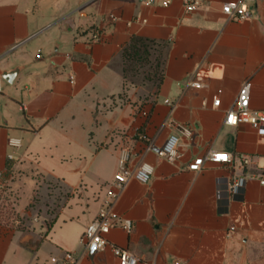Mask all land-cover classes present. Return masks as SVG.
Returning a JSON list of instances; mask_svg holds the SVG:
<instances>
[{"label":"crops","instance_id":"0c3cea01","mask_svg":"<svg viewBox=\"0 0 264 264\" xmlns=\"http://www.w3.org/2000/svg\"><path fill=\"white\" fill-rule=\"evenodd\" d=\"M146 1L0 0V172L28 179L33 169L59 184L63 199L48 234L0 226V264H120L114 247L138 264H264V187L254 179L264 172V137L247 125L223 124L247 81L251 109L264 112V0L242 21L223 13L237 0H201L191 13L183 0L167 7L166 0ZM134 37L167 46L164 80L145 104L123 77L122 51ZM167 101L178 102L174 119L193 130L183 158L170 164L144 157L154 168L149 183L131 181L115 207L132 232L114 228L109 245L87 256L81 237L122 150L142 151L139 131L158 147L173 134L161 130ZM10 139L22 147L10 148ZM209 150L231 155V164L189 171ZM225 178L247 180L243 200L240 189L224 192Z\"/></svg>","mask_w":264,"mask_h":264},{"label":"built area","instance_id":"2783aa9c","mask_svg":"<svg viewBox=\"0 0 264 264\" xmlns=\"http://www.w3.org/2000/svg\"><path fill=\"white\" fill-rule=\"evenodd\" d=\"M257 0H237L224 5L223 13L230 21H242L251 18V11ZM148 5H152L151 0H147ZM171 4V0H166L163 6L167 7ZM184 8L187 12L191 13L196 11L200 5L201 0H183ZM110 21H116L114 15L109 16ZM144 23L146 21H143ZM93 42L99 40L97 32L93 34ZM40 58V57H39ZM69 81L74 84L75 77L70 76ZM200 84L190 83L189 86L197 87ZM252 83L245 82L234 101L231 108L226 112L224 119L225 127H238L239 125H247L254 129L259 137H264V112L253 111L250 107ZM170 107V113L161 125L162 129H170L173 134L169 137L167 142L162 147L155 145L152 140L144 131L137 132L135 141L143 146L142 151L133 154L132 151L122 150L121 158L119 161V170L115 175L114 181L110 184L106 191L104 202L99 210L97 217L87 226L82 237L81 243L85 246V253L89 257H94L99 252L103 251L108 245L107 237L111 231L116 227H121L128 233L132 232L133 224L131 221L121 220L116 212V203L122 193L127 189L131 181H138L142 184L149 183L154 168L144 161V157L152 154L159 159L165 160L170 164H176L183 158L182 150L187 146V141L193 138V130L186 126L179 124L173 117L174 110L178 102H166ZM220 100L213 103V106L220 107ZM144 117L148 113H143ZM8 146L14 150H19L22 147L21 141L18 139H10ZM8 161H13L14 156L9 155ZM232 162L231 155L227 153L209 150L202 157L194 159L188 165V170L193 173L201 172L206 163L216 165H229ZM243 166L249 164V159L245 156L241 157ZM258 183L264 187V172L254 178ZM224 192L226 194L233 193L240 189V200L244 199L246 179H223ZM9 179L5 177L3 172H0V194H2L6 187H8ZM229 232H235V228L231 227ZM113 254L119 260L120 264H138L137 257L128 250L113 248ZM71 259V256L68 257Z\"/></svg>","mask_w":264,"mask_h":264},{"label":"rangeland","instance_id":"374dc122","mask_svg":"<svg viewBox=\"0 0 264 264\" xmlns=\"http://www.w3.org/2000/svg\"><path fill=\"white\" fill-rule=\"evenodd\" d=\"M141 78V77H140ZM136 82V93H140L141 104L151 101L154 88ZM134 93V92H133ZM145 98V99H144ZM144 99V100H142ZM28 179L9 178L8 187L0 194V226L22 233L37 232L47 228L63 201L59 191L62 187L47 181L31 169ZM33 178V181L30 178ZM64 189V188H63Z\"/></svg>","mask_w":264,"mask_h":264},{"label":"trees","instance_id":"16d2710c","mask_svg":"<svg viewBox=\"0 0 264 264\" xmlns=\"http://www.w3.org/2000/svg\"><path fill=\"white\" fill-rule=\"evenodd\" d=\"M166 44L134 37L122 51V70L125 81L136 84L138 78L158 91L164 80ZM141 132V131H139ZM53 221L47 226V234Z\"/></svg>","mask_w":264,"mask_h":264},{"label":"water","instance_id":"95a60500","mask_svg":"<svg viewBox=\"0 0 264 264\" xmlns=\"http://www.w3.org/2000/svg\"><path fill=\"white\" fill-rule=\"evenodd\" d=\"M15 73H17L18 71H14Z\"/></svg>","mask_w":264,"mask_h":264}]
</instances>
